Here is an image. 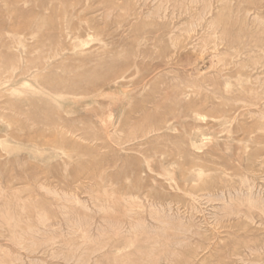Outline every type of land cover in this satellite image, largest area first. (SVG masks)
Segmentation results:
<instances>
[{"label":"rangeland","instance_id":"obj_1","mask_svg":"<svg viewBox=\"0 0 264 264\" xmlns=\"http://www.w3.org/2000/svg\"><path fill=\"white\" fill-rule=\"evenodd\" d=\"M0 264H264V0H0Z\"/></svg>","mask_w":264,"mask_h":264}]
</instances>
